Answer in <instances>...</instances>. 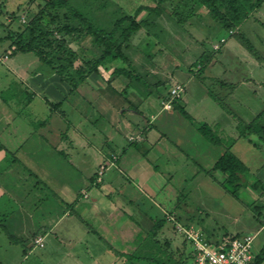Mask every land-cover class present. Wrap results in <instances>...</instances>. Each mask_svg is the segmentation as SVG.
<instances>
[{"label": "rangeland", "instance_id": "1", "mask_svg": "<svg viewBox=\"0 0 264 264\" xmlns=\"http://www.w3.org/2000/svg\"><path fill=\"white\" fill-rule=\"evenodd\" d=\"M45 2L46 0H0V98H5L10 93L8 89H5L7 83L19 80L22 74L26 76L28 71L41 69L34 53H19L10 59L11 55L7 50L12 41L5 38L11 30L17 31L19 21H28ZM158 2L159 0H71V5L83 11L95 25L111 30L115 21L126 13L132 15L140 6L157 7ZM163 5V8L171 16L164 14L163 19L159 20V26L155 27L151 35L145 27L136 32L131 38L133 49L127 51L135 61L136 74L140 80L131 82L127 78L119 77L113 81L119 91H122L130 83L121 112L115 115L114 108L109 102L105 101L104 97L97 93V90L91 89L88 84L83 83L80 84L79 93L75 92L71 96L72 101L76 102L75 107H78L82 114L75 111V113L71 112L68 117L74 122L73 124L85 131V134L90 131L96 132L95 136L92 132V134H88L90 137H87L88 140L94 141V146H87L90 148L81 151H85L86 156L94 158L99 154L98 147L107 141L104 133L113 136L109 141V147L114 149L119 146L117 141H122L126 147H128L129 141H137L138 138H134L132 135L129 136L128 141L126 135L136 133L142 128H146V131L151 129V134H157L158 138L165 135L161 142L149 149L145 157L143 154L142 156L139 154L137 156V153L136 155L132 154L136 151V148L133 147L122 161L126 160L132 163L139 159H149L152 171L159 170L167 175L164 180L158 175L155 176V180L158 181L160 178L161 183L158 184L156 190L153 187L154 194H150L144 188L140 189V193L144 192L146 197L149 196L145 201L149 200L154 204L156 201L162 205L164 210L168 211V216H172L171 219H174L175 214L169 213V211H172L171 209L175 211L177 208L176 227L167 230L165 234L161 233L159 239L165 249H167L166 238L172 239L169 251L179 257V253L183 251L184 238L186 239L185 231H182V228L195 227L207 238L218 239L224 235L236 236L245 235V233L251 234L249 232L254 233L261 225L258 222L260 219L263 220V225L264 149L255 147L249 143L247 138L237 139L238 131L232 135L227 134L224 130H229V126L234 125L235 122L237 124L240 115L248 117L253 110H260V101L264 102V89L258 88L250 78L256 76L258 80H264V2L235 32L223 29L197 2L166 0ZM178 5L180 8L177 10ZM174 10H177L176 15L172 14ZM16 16L22 17V19L16 20ZM149 16V11L144 9L136 19L141 21ZM179 18L181 19L179 20ZM70 44L80 53L81 57H90L91 50L93 53L91 38L71 39ZM215 44L219 45V51L216 46L214 47ZM249 46H252L257 53L250 50ZM113 65L127 67V64L122 61H117ZM8 66L14 71H9ZM16 73H18V78ZM110 74L111 71H105L102 76L92 78L90 81L106 82L110 78ZM219 77H225L227 81L235 84L245 78L247 85L239 87L234 97L225 100L223 96L228 93V89L219 82ZM247 79L250 80L247 81ZM181 83L186 84V90L180 94L181 101L174 109L171 103L173 95H171L170 101L165 98L169 97L176 84ZM212 92L221 98L223 103L225 102V106L229 110L220 106ZM160 99H162L161 102ZM162 106L174 110L162 112ZM70 107V102H66L59 109L66 112ZM182 108L186 110L187 116L181 113L180 109ZM81 118H83L81 123H78ZM213 120L217 124H211ZM207 122L213 129L214 137L219 139L218 144H214L198 134L197 125ZM63 124L65 128L69 126L66 122ZM182 127L187 131V135L190 134L189 139L188 136H185L183 141L179 139ZM119 128L124 135L116 131ZM234 138L237 140L235 141ZM252 138L256 137L252 136ZM179 140L184 142V146L187 145V142H191L189 149L191 153L189 154H195L198 148L197 144L193 147V142L204 144L201 146V150L209 152V157L206 159L208 163L204 164L207 167L214 166V161L223 155L229 144L235 142L231 151L235 152L249 170L241 177L240 181H236L234 184L227 183L226 177L221 171L209 172L211 168L203 170L204 174L208 176L203 178L199 176L194 180L187 179L184 176L185 169L188 174H191L193 170L188 168L196 164L188 160L191 156H186L176 149L175 146ZM82 142L84 143L83 138ZM206 144L209 146L207 149L204 147ZM146 147L147 143L144 142L140 144L139 149L145 151ZM164 148L166 149L163 153ZM85 154L81 155L82 157L76 155L78 157L76 164L79 167V161H83L82 158ZM45 155L49 161L47 164H40L44 167L43 170H32V174L27 169L17 166L13 173L10 174L11 171H9L7 175V189L10 194L6 193L0 200V223L2 221V224L4 223V226H0V264H65V257L61 255L65 246L59 244L52 237L47 239V246L44 248V239L38 236L34 240V245L43 248L36 247L29 253L30 248H26V246H28L30 238L26 239L28 233L24 232L27 231L25 230L27 227L24 226L27 224L26 217L21 215L3 217L14 210L23 208L27 212L29 209H35V217L30 218L34 222L42 220V213L56 214L55 207L61 206L60 200H57L55 196L58 194L57 187L65 188L70 193L84 187L88 183L90 172L93 171L91 165L97 163L94 158H87L88 160L81 164L80 170L68 166L66 159L59 153H45ZM128 156L132 157L131 161L127 159ZM104 171L105 167L99 169L98 181L101 180ZM112 173L110 171L108 174ZM169 175L174 178H169ZM155 180L152 181L156 182ZM130 183L139 188L134 181ZM140 196L143 198L142 194ZM33 202L41 204L38 208H34L32 207ZM75 206L76 212L82 208L81 205ZM150 211L154 215L159 212L156 209ZM86 219L85 222L90 223L89 218ZM67 220L69 221V219ZM123 220H127V218H123ZM185 224L190 225L187 227ZM90 226H94V223L91 222L88 227ZM85 227L87 228V226ZM142 229L146 230V226ZM140 234L138 237H141L142 240L145 234L143 232ZM112 235L113 241L121 238L120 234L116 232ZM135 235L134 231L126 233L123 239L133 240ZM10 236L18 238V242H12L9 239ZM40 238H42L43 246L37 242ZM144 245L145 248H143ZM80 246L81 249H85V245ZM135 246L139 247L136 249L139 252L151 247L147 248L148 243L142 244V242ZM263 248L264 231L262 238L259 237L256 241L254 253L261 252ZM25 249L28 253L27 258L24 255ZM102 250L101 255L104 260L101 264H129L126 257L123 256L121 260H117L112 254V256L110 255L111 250L103 248L100 251ZM115 250L118 253L117 246ZM121 250L127 252L124 248ZM133 250L132 246L129 251ZM152 251L156 253L159 249L155 247ZM185 260H188L187 256ZM75 262L77 263V260ZM139 264L150 263L142 261Z\"/></svg>", "mask_w": 264, "mask_h": 264}, {"label": "crops", "instance_id": "2", "mask_svg": "<svg viewBox=\"0 0 264 264\" xmlns=\"http://www.w3.org/2000/svg\"><path fill=\"white\" fill-rule=\"evenodd\" d=\"M215 46L219 45L215 44L214 47ZM12 57L13 56H11L10 59ZM8 68L9 71H14L10 66H8ZM17 74L18 73H16V76L18 78ZM95 77L99 78L100 76L96 75L89 77L85 84H88L91 89L97 90V93L100 96H103L105 101L109 102L114 108L113 113H115V115L119 114L124 107L123 104L125 101L119 95L118 88H116V85L113 82L111 86H109L107 81H90L92 78L95 79ZM250 78H252L251 80L254 81V84L257 85L258 88L264 89L263 79L258 80L256 76L255 78ZM218 79L224 80L222 85L228 89V93L223 96L225 100L228 98L230 100L234 97L239 87L241 88L242 86L247 85L245 78L241 79L237 84L227 81L225 77H219ZM248 80L250 79H247V81ZM181 84L184 85L186 90V84ZM79 88L80 86L78 89ZM5 89H8L10 93L7 97L0 98V200L6 193L10 194L7 189L8 183L6 182L9 171H11L10 174L13 173L17 166H21L25 170L27 169L28 172L32 174V170H43L44 167L40 164H47L49 161L46 158L45 153L61 154L66 159L68 163L67 165L76 169H80L82 166L81 164L88 160L87 158H94L86 156L87 154L84 153L85 151H81L94 146V141L88 140L87 137H90L88 134H92V132L95 136L96 132L90 131L88 134H85V131H82L81 128H78L73 124L74 122L68 117L71 112L75 113V111L82 114L81 110L78 107H75V100L72 101L71 99V96L75 92L79 93L78 89L71 93V86L68 83L61 81L59 76L49 73L48 70H45L42 67L40 70L35 69L32 72L28 71L26 76L22 74L17 81H10L7 83ZM161 100L162 99H160V102ZM66 102H70L71 107L69 108V111L67 110L65 112L64 110H60L59 107ZM260 103V110H253L248 117L242 115L237 117L245 123L251 122L259 113L264 111V102L260 101ZM173 110L174 109L169 110L163 108L162 106L161 111L171 112ZM82 119L83 118H81L78 123H81ZM63 122L68 123L69 126L65 128ZM206 124L210 126V123L207 122ZM211 124L217 123L213 120V123ZM221 127L223 128V126ZM196 130L198 134H200L197 128ZM116 131L120 132V134L122 133L120 128L119 130L116 129ZM180 131L182 133L180 134L179 139H182L183 141V137L185 136H188L189 139L190 134H186L187 131L184 127H182ZM224 132L232 135L234 133L236 134V122L234 125L232 124L229 126V130L226 129ZM131 135L134 138H138L137 141H129L128 138ZM104 136L107 141L103 142V145L97 149L99 154L94 158L97 163L91 165L93 171L90 172L88 183L72 193L68 192L65 188L60 189V187H57L58 194H55L56 199L60 200L59 203L61 206L62 204L64 205L62 207H55L56 214L51 212L48 214L42 213V220L40 219L38 222H34L30 220V218L33 219L35 217V209H29L27 212L23 208L22 210H14L7 215L6 213H3L6 215V218L20 215L26 217L27 224H24V226L27 227L25 229L27 231L24 232L28 233L26 239L30 238L28 246H26V248H30L29 253L34 251L36 247H41L34 245V240L38 236L44 239V248L47 246V239L53 237V239L59 244L65 246L63 254L61 253V255L65 257V264H98V262L101 264L104 257L101 255L103 250H100L103 248L108 251L111 250L110 255L112 254L115 257L114 259L121 260L123 256L126 257L125 255L130 253L129 249L132 246L134 249H137L139 247L135 245H140V242H143L144 244V238L139 240L138 235L141 232L145 234L146 231L142 228L144 226H146V229L149 228L152 225V219L156 218V216H158V218H167L168 222L163 230L165 233L167 230L174 228V226L176 227L178 221L177 208L175 211L173 209H171L172 211H169V213L175 214L174 219H171L172 216H168V211L166 212L162 205L156 201L155 204L149 200L145 201L149 196L146 197L144 192L140 193L142 188H144L145 191L148 190L147 192L154 194L155 190L158 188V184L161 183L159 180L160 178L158 181L155 180V176L158 175V177L160 176L162 180H164L167 175L163 172L161 173L159 170L152 171L150 169L151 164L149 159H139L132 163H129L126 160L122 161L123 157L126 158V155L129 154L133 147L136 148L137 152H132V154L136 155L137 153V156L138 154L141 156L143 154L145 157L149 152V149L153 147V145L161 142L165 135H161L158 138L157 134H151V129L146 131V128H142L137 130L136 133L126 135L129 141L128 147L123 145L122 141H117L119 146L115 149L109 147V141L113 136L105 133ZM82 138L84 139V143L82 142ZM180 141L181 140L176 144V149L186 156H191L188 160L197 165L194 164L195 166L188 168L189 170H193L191 174H188V171L185 169L184 176L187 179L193 180L199 176H201V178L208 176L204 174L203 170L212 168L213 166L207 167L204 165L208 163L206 159L209 157V152L207 150H201V146L204 144L198 143L197 141L193 142V147L197 144L198 148L195 154H189L191 153L189 150L191 148V142L188 140L190 143L187 142V145L184 146V142ZM144 142L147 143V147L145 148V151H140L139 146ZM204 147L207 149L209 146L206 144ZM165 149L166 148L162 150L163 153ZM232 152L235 154L234 151ZM83 154L85 155L82 158L83 161H79V167L76 164V160L78 157H82L81 155ZM76 155H78V157ZM114 155L117 156L114 157ZM131 158L132 157L128 156L127 159L131 161ZM216 161L217 160L214 161V164ZM102 167H105V171L101 180L98 181V172ZM110 171L113 173L108 174ZM169 178L173 179L174 177L169 175ZM152 180H155L156 182ZM132 181L137 183L139 188L132 186L130 183ZM44 182L46 183V181ZM83 191L88 193L87 197L81 196ZM141 194L143 198H141ZM62 195L64 197H61ZM180 196H182V194H180ZM147 202H149V204H147ZM35 203L36 202H33L32 206L34 208H38L39 204H41ZM75 205H81V210L76 212L74 209ZM151 209H156V211L159 210L158 214L154 215L151 213ZM86 218H89L90 223H94V226L88 227L90 223L85 222L87 220ZM123 218H127V220H123ZM67 219H69V221ZM262 221L263 220L261 219L258 221L261 225L257 231L254 233L249 232L251 234H256L254 247L258 238H262V233L264 231V222L262 225ZM83 224L87 226V228ZM169 224H171V227H169ZM133 231L136 233L133 240L123 239V237H125L124 234ZM114 232L120 234L121 238L113 241L112 233ZM30 233L32 234L31 236L29 235ZM80 245H85V249H81ZM116 246L119 249L118 253L117 250H115ZM123 248L126 249L127 252L121 250ZM78 250H81L82 252ZM108 251L106 252L109 253ZM259 253L255 254V256ZM25 256L27 258L28 253H26ZM74 259L77 260V263ZM261 264H264V260Z\"/></svg>", "mask_w": 264, "mask_h": 264}, {"label": "trees", "instance_id": "3", "mask_svg": "<svg viewBox=\"0 0 264 264\" xmlns=\"http://www.w3.org/2000/svg\"><path fill=\"white\" fill-rule=\"evenodd\" d=\"M165 1L166 0H159L157 7L140 6L132 15L126 13L115 21L111 30H108L91 22L83 11L71 5V0H46L40 10L32 15L28 21H19L20 24H18L17 31H10V34L5 38H9L12 41L7 51L11 56H15L19 53H34L43 69L48 70L51 74L59 76L61 81L71 86V93L75 92L80 84L86 83L89 77L96 75L102 76L105 71H111L110 78L107 79L109 86L119 77L127 78L131 82L139 81L140 78L135 70V61L132 56L127 53L130 49H133L131 46V38L144 27L147 29L149 35H151L155 27L159 26V20L163 19L164 14L171 16V14L163 8V2ZM190 1L201 4L202 7L208 11L209 15H211L223 29L229 32L238 31L244 21H246L254 11L258 10L264 2V0ZM178 3L180 5L181 1ZM179 5L177 10L180 8ZM144 9L149 11V18L137 21V15ZM177 10H174L172 14L176 15ZM62 11L64 12L62 13ZM20 19H22V17L16 16V20ZM180 19L181 18H179V20ZM84 37L91 38V45L93 48V53L92 50L90 51V55H92L87 58L81 57L80 53L73 49L70 44L71 39L80 40ZM216 48L218 49L217 51H219V46ZM249 48L255 54L257 53L252 46H249ZM79 61L80 63L78 64ZM117 61H122L127 64V67L114 66L113 64ZM220 82L223 84L224 80H220ZM180 85L184 87L183 84ZM129 86L130 83H128L122 91H119V95L123 99H126ZM171 95L172 93L170 92L169 97L165 99L170 101ZM212 95L217 99L221 107L229 110L226 108L227 106H225V103L221 101V98L214 92H212ZM172 99V107L175 109L180 101V96ZM180 111L187 116L185 109L182 108ZM197 129L208 141L214 144L219 143V139L214 137L213 129L208 124L199 123ZM237 131L239 132L237 139L247 138L255 147L263 150L264 111L259 113L256 118L249 123H245L238 118ZM252 136L256 138H252ZM234 139L235 141L237 140L236 138ZM233 143L235 142L229 144L223 155L217 159L214 166L209 170V172L216 170L221 171L226 176V182L230 184L240 181L241 177L249 170L248 166L231 151ZM81 196L87 197L88 193L83 191ZM2 222L0 226H4ZM167 222L168 220L165 217H156L152 219V225L145 230L144 237V244L148 243L147 248L151 247L145 249L143 252L134 249L129 254L127 253L125 256L129 264H139L142 261L150 264H194L192 247L185 238L183 241V251L179 253V257L175 256L172 251H169L172 239L166 238L165 242L167 249L163 248L159 236L161 233H165L163 230ZM189 225L190 224H185L187 227ZM3 229L5 228L3 227ZM228 236L229 235H224L222 238ZM9 239L12 242H18V238L16 237L10 236ZM139 240H141V237H139ZM145 247L144 245L143 248ZM155 247L159 249L156 253L152 251ZM26 252L27 250L25 249L24 255H26ZM186 256L188 260H185ZM263 260L264 248L255 256L253 264H261Z\"/></svg>", "mask_w": 264, "mask_h": 264}, {"label": "built area", "instance_id": "4", "mask_svg": "<svg viewBox=\"0 0 264 264\" xmlns=\"http://www.w3.org/2000/svg\"><path fill=\"white\" fill-rule=\"evenodd\" d=\"M183 91L182 85H176L172 89V98L180 96ZM182 231L192 247L194 264H253L255 260L254 234L211 239L195 227L182 228ZM41 241L42 238L37 240L43 246Z\"/></svg>", "mask_w": 264, "mask_h": 264}]
</instances>
